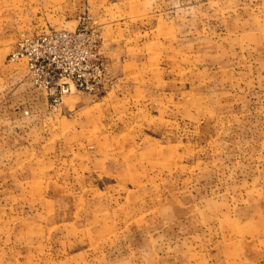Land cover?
Listing matches in <instances>:
<instances>
[{
    "label": "rangeland",
    "instance_id": "374dc122",
    "mask_svg": "<svg viewBox=\"0 0 264 264\" xmlns=\"http://www.w3.org/2000/svg\"><path fill=\"white\" fill-rule=\"evenodd\" d=\"M82 24L56 106L13 54ZM0 264H264V0H0Z\"/></svg>",
    "mask_w": 264,
    "mask_h": 264
},
{
    "label": "built area",
    "instance_id": "2783aa9c",
    "mask_svg": "<svg viewBox=\"0 0 264 264\" xmlns=\"http://www.w3.org/2000/svg\"><path fill=\"white\" fill-rule=\"evenodd\" d=\"M101 36L88 24L27 38L13 59H24L32 83L58 106L74 92L96 94L110 83Z\"/></svg>",
    "mask_w": 264,
    "mask_h": 264
},
{
    "label": "crops",
    "instance_id": "0c3cea01",
    "mask_svg": "<svg viewBox=\"0 0 264 264\" xmlns=\"http://www.w3.org/2000/svg\"><path fill=\"white\" fill-rule=\"evenodd\" d=\"M70 31H73V30H70Z\"/></svg>",
    "mask_w": 264,
    "mask_h": 264
}]
</instances>
